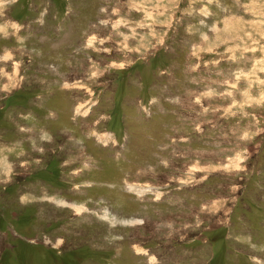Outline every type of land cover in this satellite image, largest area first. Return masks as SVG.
<instances>
[{
    "label": "rangeland",
    "instance_id": "obj_1",
    "mask_svg": "<svg viewBox=\"0 0 264 264\" xmlns=\"http://www.w3.org/2000/svg\"><path fill=\"white\" fill-rule=\"evenodd\" d=\"M0 264H264V0H0Z\"/></svg>",
    "mask_w": 264,
    "mask_h": 264
}]
</instances>
